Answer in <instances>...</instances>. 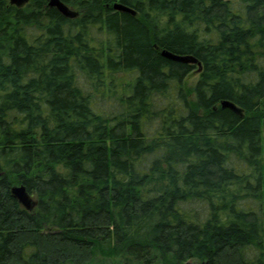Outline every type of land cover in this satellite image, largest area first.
<instances>
[{
  "label": "trees",
  "instance_id": "1",
  "mask_svg": "<svg viewBox=\"0 0 264 264\" xmlns=\"http://www.w3.org/2000/svg\"><path fill=\"white\" fill-rule=\"evenodd\" d=\"M61 1L0 0V264H264V0Z\"/></svg>",
  "mask_w": 264,
  "mask_h": 264
},
{
  "label": "water",
  "instance_id": "2",
  "mask_svg": "<svg viewBox=\"0 0 264 264\" xmlns=\"http://www.w3.org/2000/svg\"><path fill=\"white\" fill-rule=\"evenodd\" d=\"M27 0H9V3L11 5L14 6H18L21 7L23 4L26 3ZM48 5L50 7H54L61 15L65 16L66 18H73L77 16V12L72 9L71 7L69 8V6H67L66 4H64L61 0H48ZM113 9H117L121 12H129L131 14H135V12H133L130 8H128L127 6L124 7L119 3H115L113 5ZM161 54L164 55L165 57H167L170 60H175L181 63H195L196 61L189 56H179L176 55L174 53H170L168 51H161ZM199 65V63H197ZM197 70H200V65L198 67ZM222 107H227V108H231L232 110H234L235 112L240 114V110L238 108H236L232 103H228L227 101H223L221 103ZM10 194L11 196H13L14 198L17 199V201L20 203L21 206L25 207L28 210H32L35 207V200L32 198L31 195H29L26 191V188L24 185L18 186H12L11 190H10ZM207 264V263H204Z\"/></svg>",
  "mask_w": 264,
  "mask_h": 264
},
{
  "label": "rangeland",
  "instance_id": "3",
  "mask_svg": "<svg viewBox=\"0 0 264 264\" xmlns=\"http://www.w3.org/2000/svg\"><path fill=\"white\" fill-rule=\"evenodd\" d=\"M231 1L236 2L237 0H231ZM196 78H197V73L195 74V72H192L189 75H187V79H186L187 87H191L192 84L196 81ZM32 198L35 200L33 196ZM92 264H115V262L111 259L103 258L102 256L97 254V256L94 257V261ZM188 264H197V262L191 261Z\"/></svg>",
  "mask_w": 264,
  "mask_h": 264
}]
</instances>
